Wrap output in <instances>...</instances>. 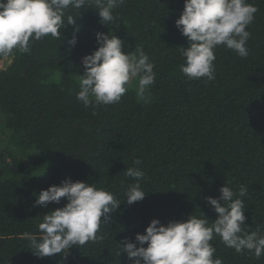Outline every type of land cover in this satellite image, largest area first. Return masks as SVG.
Masks as SVG:
<instances>
[{
    "label": "trees",
    "instance_id": "16d2710c",
    "mask_svg": "<svg viewBox=\"0 0 264 264\" xmlns=\"http://www.w3.org/2000/svg\"><path fill=\"white\" fill-rule=\"evenodd\" d=\"M246 2L257 8L246 28L248 55L218 45L212 80L180 70V48L189 41L175 21L184 0H124L107 25L86 0L80 10H66L65 22L76 21L59 38L49 34L30 42L27 53L0 55L9 60L0 69V133L7 137L0 151V264H132L121 249L126 239L135 241L153 219L167 225L204 214L211 225L218 214L205 198H218L224 184L246 187L242 228L264 235V0ZM97 32L120 37L123 52L138 57L143 50L154 63L155 81L143 98L135 77L117 103L85 107L76 99L82 57L99 47ZM129 167L145 173L139 183L146 195L131 205L125 192L136 181L125 175ZM66 179L104 189L120 204L102 220L96 241L40 257L25 234L39 238L43 216L68 201L34 202ZM210 243L223 264H264V255L237 253L219 236Z\"/></svg>",
    "mask_w": 264,
    "mask_h": 264
},
{
    "label": "clouds",
    "instance_id": "9594fccd",
    "mask_svg": "<svg viewBox=\"0 0 264 264\" xmlns=\"http://www.w3.org/2000/svg\"><path fill=\"white\" fill-rule=\"evenodd\" d=\"M94 3L101 23L107 25L114 21L112 10L124 0H94ZM85 5L86 0H0V55H10L14 49L27 53L30 42L49 34L59 38L61 28L76 21L69 16L65 22L66 10H80ZM256 12V6L246 0H184L183 11L175 21L180 33L189 41L188 47L180 48L185 59L180 70L189 79H214V50L221 44L246 57L250 37L246 28ZM96 40L99 47L82 57L84 71L78 79L80 90L76 99L85 107L117 103L127 91L126 85L135 77H139L137 95L143 98L155 81L154 63L148 55L143 50H137L138 57L123 52L124 41L110 33L97 32ZM67 43L75 46L76 36ZM140 163L139 158L134 161L135 165ZM125 175L136 181L128 185L125 192L127 203L131 205L146 195L139 183L145 173L138 167H129ZM220 193L218 198H205L218 214L211 225L204 214L200 217L192 214L185 221L173 220L167 225L153 219L144 234L137 233L135 241L126 239L120 248L132 264H223L220 258H214L216 249L210 241L215 235L237 253L247 250L259 259L264 255V235L242 228L246 217L241 198L247 193L246 187L241 185L238 191H233L224 184ZM61 198L68 202L46 213L39 223L42 235L37 238L25 234L30 247L40 257H51L74 245L96 241L100 238L97 233L102 220L110 221V214L120 204L104 189L66 179L60 185L41 190L34 206L46 207L50 202L59 203Z\"/></svg>",
    "mask_w": 264,
    "mask_h": 264
},
{
    "label": "rangeland",
    "instance_id": "374dc122",
    "mask_svg": "<svg viewBox=\"0 0 264 264\" xmlns=\"http://www.w3.org/2000/svg\"><path fill=\"white\" fill-rule=\"evenodd\" d=\"M9 62L7 58L0 59V69L6 66V64ZM135 80L134 78L129 82V84H134ZM138 87V86H137ZM2 133V132H1ZM0 133V151H4L6 144H7V137L4 134ZM18 158H22L21 155H18ZM22 163L27 164L28 161H26L25 158H22Z\"/></svg>",
    "mask_w": 264,
    "mask_h": 264
}]
</instances>
